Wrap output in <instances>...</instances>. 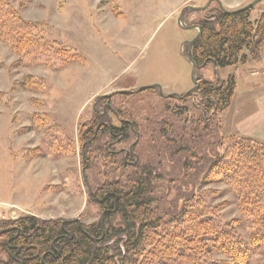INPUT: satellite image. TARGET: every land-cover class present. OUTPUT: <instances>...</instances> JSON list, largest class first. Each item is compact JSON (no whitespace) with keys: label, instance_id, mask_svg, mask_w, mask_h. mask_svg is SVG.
<instances>
[{"label":"rangeland","instance_id":"374dc122","mask_svg":"<svg viewBox=\"0 0 264 264\" xmlns=\"http://www.w3.org/2000/svg\"><path fill=\"white\" fill-rule=\"evenodd\" d=\"M209 1L5 0L37 23L36 40L51 48L52 59L30 63L0 39V223L27 214L93 222L101 217L94 189L149 167L166 219L191 206L205 209L235 228L252 249L250 264H264V245L252 247V220L242 216L237 195L210 177L213 162L237 141L233 136L264 142V49L260 60L196 71L195 78L215 83L236 77L232 102L221 112L196 90L187 94L195 86L187 55L199 32L195 25L221 7L213 0L206 11L187 9L184 26L179 15ZM251 1L221 0L226 9ZM263 10L264 0L253 17ZM63 49L79 59L64 63ZM153 84L164 95L157 87L135 92ZM118 118L137 132L128 127L122 138L105 129L84 156L82 126L100 120L120 127ZM55 138L59 146L45 145ZM133 144L135 155L126 161Z\"/></svg>","mask_w":264,"mask_h":264},{"label":"trees","instance_id":"16d2710c","mask_svg":"<svg viewBox=\"0 0 264 264\" xmlns=\"http://www.w3.org/2000/svg\"><path fill=\"white\" fill-rule=\"evenodd\" d=\"M253 8L235 12L217 8L199 20L201 35L188 47L189 59L198 68L212 64L215 69L260 60L264 10L254 18ZM36 31L37 23L26 21L0 0V39L23 60L50 64L51 48L36 40ZM60 54L64 63L80 57L66 49ZM196 81V92L215 113L231 104L237 87L234 75L216 83L204 77ZM101 122L82 126L84 156L105 130L99 127ZM233 139L237 140L233 147L213 162L210 177L226 183L237 195L242 216L252 220V247H258L264 245V142L238 135ZM57 141L45 145L59 146ZM148 168L94 189L91 199L98 203L101 217L93 222L27 214L0 223V254H5L0 264H153L154 260L158 264H250L252 249L235 228L215 220L205 209L201 213L191 206L166 219L159 212Z\"/></svg>","mask_w":264,"mask_h":264},{"label":"water","instance_id":"95a60500","mask_svg":"<svg viewBox=\"0 0 264 264\" xmlns=\"http://www.w3.org/2000/svg\"><path fill=\"white\" fill-rule=\"evenodd\" d=\"M212 1H213V0H210V1L208 2V4L205 5V6H192V5H189V6L184 7V8L182 9L180 15H179V22H180V25H181V26H184V24H183V16H184V12H185L187 9L196 10V11H202V10H205V9L208 7V5H209ZM216 1H218L220 7H221L223 10H225L226 12H235V11H239V10H248V9H251V8H253L256 4L260 3L262 0H253V1H251L250 3L246 4L245 6L240 7V8H237V9H226V8L223 6V4H222V2H221L220 0H216ZM195 27H197V28L199 29V32H198L197 36L195 37V39H193V41L191 42V44H192L195 40H197V39L199 38V36L201 35V29H200V27H199V26H195ZM190 61H191L192 64H193L192 76H193V80H194L195 86H194L191 90H189V91L187 92V94H189V93H191V92H193V91H195V90L198 89V84H197V81H196V78H195V74H196V71H197L199 68H198V65H197L194 61H192L191 59H190ZM204 65H206V64H204ZM154 87H157V88L159 89L160 94L164 95V92H163V89H162L161 85H158V84H153V85H150V86L141 87L140 89H138V90L135 91V92L142 91L144 88H154ZM123 92H132V91H128V90H126V91H123ZM106 96H109V95H106ZM165 96L168 97V98H169V97H172V96H177L178 98H181V97H182V96L179 95V94H168V95H165Z\"/></svg>","mask_w":264,"mask_h":264},{"label":"flooded vegetation","instance_id":"af4514ba","mask_svg":"<svg viewBox=\"0 0 264 264\" xmlns=\"http://www.w3.org/2000/svg\"><path fill=\"white\" fill-rule=\"evenodd\" d=\"M106 106H109V104L105 103ZM111 112L115 113L117 115L116 112H114L115 110H113L112 108H110ZM118 117V116H117ZM120 120V123H121V126L120 127H112V126H109V124H107L106 122L102 121L99 125L100 126H104V129H107V131L109 132L110 135H118L120 134L122 138L125 137V135L127 134L126 131L128 129V127H130V130L135 133L137 132L136 129H135V126L132 122H130L129 120L127 119H121V118H118ZM114 128H118V129H121L120 131H114ZM135 155V151H134V144L130 147L129 150H126L125 151V158H126V161H129L128 159L129 158H132V156ZM131 163V162H130Z\"/></svg>","mask_w":264,"mask_h":264},{"label":"crops","instance_id":"0c3cea01","mask_svg":"<svg viewBox=\"0 0 264 264\" xmlns=\"http://www.w3.org/2000/svg\"><path fill=\"white\" fill-rule=\"evenodd\" d=\"M221 1V0H220ZM240 2H242V1H240ZM223 3V2H222ZM229 7V6H228ZM238 136H240V135H238ZM242 136V135H241ZM244 136H246V137H251V138H254V139H257V140H259L257 137L255 138V136H249V135H244ZM259 141H261V140H259Z\"/></svg>","mask_w":264,"mask_h":264}]
</instances>
